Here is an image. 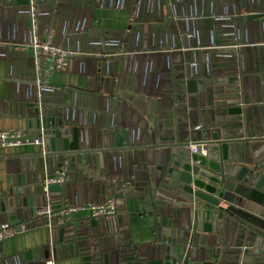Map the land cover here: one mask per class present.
Returning <instances> with one entry per match:
<instances>
[{"label": "water", "instance_id": "water-1", "mask_svg": "<svg viewBox=\"0 0 264 264\" xmlns=\"http://www.w3.org/2000/svg\"><path fill=\"white\" fill-rule=\"evenodd\" d=\"M64 1L36 0L38 26L65 17ZM92 1L134 9L122 31L95 28L88 16L79 35L62 39L79 53L60 70L84 75V86L52 77L55 89H37L7 78L0 115L25 117L42 145L4 159L14 180L0 190V223L43 226L47 242L8 258L0 249V264L66 256L82 264H264V11L243 0H201L199 11L190 0H145L144 10V0ZM11 6L0 2L6 43L15 24L29 25L27 16L9 21ZM111 112H121L120 126L101 128ZM197 142L205 153L190 151ZM61 167L67 182L45 191L44 177ZM108 196L117 210L109 218L52 215L45 225L34 214L46 202L57 210ZM127 199L151 205L152 241L132 243Z\"/></svg>", "mask_w": 264, "mask_h": 264}, {"label": "crops", "instance_id": "crops-1", "mask_svg": "<svg viewBox=\"0 0 264 264\" xmlns=\"http://www.w3.org/2000/svg\"><path fill=\"white\" fill-rule=\"evenodd\" d=\"M4 5H14L13 13L9 21H20L19 19H25L26 11L24 10L28 0H0ZM68 8L66 10V16L59 18V21L51 18L49 24L52 27V21L56 24L53 29L58 41H62L65 37L72 35H79L76 33V28L81 27L83 22L90 17L91 25L100 29H111L122 31L128 27L129 16L131 11L111 8V7H99L96 6L92 0H65ZM189 9L199 11L202 6L201 0H190ZM245 8L254 11H264V0H243ZM151 3V2H150ZM147 1L142 2V9L144 10L147 5ZM10 7L4 6L3 9L9 10ZM147 8V7H146ZM22 9V10H21ZM243 11V10H242ZM12 12V11H10ZM144 12V11H143ZM142 12V15H144ZM5 17V16H4ZM5 21V18L4 20ZM61 21V22H60ZM58 28H62L63 32L57 31ZM75 31V32H74ZM72 34V35H70ZM15 38L14 42H4L0 40V100L5 99L7 91V78L15 81L21 80L29 82L28 78L31 75L32 66L28 64L27 58L30 57V48L28 45L29 34L28 26L22 27L15 24ZM8 45H13V51L7 48ZM91 47L92 44H87ZM16 51V52H15ZM21 53V55H20ZM153 65H156L157 60L150 61ZM145 75V74H144ZM54 78L56 82L63 83L74 87H82L85 85V76L75 72H64L61 70L53 71L50 74V79ZM20 86V92H28L27 87ZM22 89V90H21ZM108 113L103 115L101 128L110 130L116 125H119L121 112ZM120 113V114H119ZM110 114V115H109ZM120 115V117L118 116ZM117 117L118 120H117ZM112 119L114 121H112ZM120 126V125H119ZM0 129H23L27 130L26 119L19 115H0ZM41 150L38 145H20L15 147L1 148L0 158V190L5 189L13 185L14 175L6 172L4 159L10 155H20L26 153H34ZM126 212L128 213V231L132 243H147L154 238V216L152 213L151 205L147 202L127 199L125 203ZM90 216L89 211L80 210L73 212L70 218L80 219ZM12 224H18V219L8 220ZM47 242V233L43 226L35 227L33 229H27L24 233L16 235L12 238L1 241V252L4 257L8 258L14 255L21 254L28 249H36L42 244ZM21 263L19 260L7 261L4 264H17ZM55 264H82L79 256H66L60 257L55 260Z\"/></svg>", "mask_w": 264, "mask_h": 264}, {"label": "built area", "instance_id": "built-area-1", "mask_svg": "<svg viewBox=\"0 0 264 264\" xmlns=\"http://www.w3.org/2000/svg\"><path fill=\"white\" fill-rule=\"evenodd\" d=\"M95 2V0H94ZM26 16L28 20L29 48L32 57L31 75L28 78L37 89H55L50 84V74L60 70L66 65L68 59L77 55L78 50L64 47L61 41L56 40V35L50 24L38 26V11L36 0H28L26 5ZM65 37V36H64ZM21 54V53H20ZM20 145H42V139L31 135L28 130L23 129H0V148L15 147ZM190 151L205 153L203 142L189 144ZM67 182L66 169H56L52 174L44 177L42 184L46 191L48 186L62 185ZM87 210L92 217L109 218L117 214L116 203L113 197L108 196L103 202L92 204H65L60 209H53L47 202L35 207V216H42L46 219L52 215L63 219H70L73 212ZM27 231L25 222L12 224L9 221L0 223V241L12 238ZM42 264H55L53 258H48Z\"/></svg>", "mask_w": 264, "mask_h": 264}]
</instances>
